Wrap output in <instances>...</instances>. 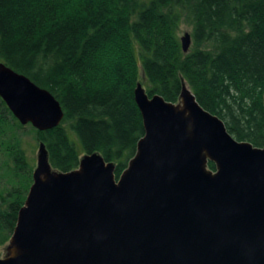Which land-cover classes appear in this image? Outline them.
I'll use <instances>...</instances> for the list:
<instances>
[{
	"label": "trees",
	"instance_id": "1",
	"mask_svg": "<svg viewBox=\"0 0 264 264\" xmlns=\"http://www.w3.org/2000/svg\"><path fill=\"white\" fill-rule=\"evenodd\" d=\"M0 62L48 90L64 114L38 131L0 98V246L33 182L19 132L45 145L52 170L98 153L117 180L144 135L138 83L171 103L186 86L234 139L264 146V0H0Z\"/></svg>",
	"mask_w": 264,
	"mask_h": 264
},
{
	"label": "water",
	"instance_id": "2",
	"mask_svg": "<svg viewBox=\"0 0 264 264\" xmlns=\"http://www.w3.org/2000/svg\"><path fill=\"white\" fill-rule=\"evenodd\" d=\"M180 42L187 53L190 34ZM0 98L38 131L64 116L48 90L3 62ZM134 100L144 135L117 180L98 153L76 170H52L39 143L0 264H264V146L234 139L186 86L180 105L140 83Z\"/></svg>",
	"mask_w": 264,
	"mask_h": 264
},
{
	"label": "rangeland",
	"instance_id": "3",
	"mask_svg": "<svg viewBox=\"0 0 264 264\" xmlns=\"http://www.w3.org/2000/svg\"><path fill=\"white\" fill-rule=\"evenodd\" d=\"M184 33H189V28L185 25H181L179 28L178 36L181 37L184 35ZM174 104L180 105V99L177 103H174ZM19 135L21 136L22 146L25 150V154L27 156V159L31 163H33L34 168H35L36 167V160H37V156H38L39 143H37L35 141L34 135L32 132L27 133L24 130V131H20ZM70 137H71V139L75 140V136L73 133H70ZM77 144H78L79 151L81 152L82 149L80 148L79 143H77ZM8 242L6 244L0 246V259H4L9 255V250H8L9 243Z\"/></svg>",
	"mask_w": 264,
	"mask_h": 264
}]
</instances>
